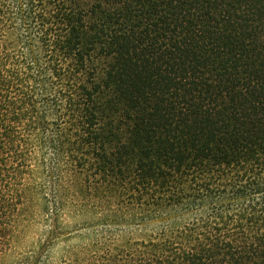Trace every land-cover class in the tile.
I'll list each match as a JSON object with an SVG mask.
<instances>
[{
	"label": "trees",
	"instance_id": "16d2710c",
	"mask_svg": "<svg viewBox=\"0 0 264 264\" xmlns=\"http://www.w3.org/2000/svg\"><path fill=\"white\" fill-rule=\"evenodd\" d=\"M136 219L70 264H264V0H0V264Z\"/></svg>",
	"mask_w": 264,
	"mask_h": 264
},
{
	"label": "rangeland",
	"instance_id": "374dc122",
	"mask_svg": "<svg viewBox=\"0 0 264 264\" xmlns=\"http://www.w3.org/2000/svg\"><path fill=\"white\" fill-rule=\"evenodd\" d=\"M40 226H36L35 230L39 229ZM49 227L47 224H45V235L49 231ZM73 229L76 233H80V236L77 237V239L73 240L72 243H65V241H61V243H57L53 249L52 252L50 253V256L48 257L47 254H45L42 258L39 264H70L69 259L72 253V249L74 251L75 246L78 242V239H81L80 241L85 242L87 241V237L83 238L85 235L89 234L92 232L93 235H95L96 238H107L110 239L112 238L111 235L112 233L116 234V237H119L123 233H133L135 235L140 234L144 230V226L141 222H139L137 219L132 221L130 226H124L121 224H114L112 222H107L105 224H98L96 226H88L85 225L84 223L80 222L77 223L76 225L73 226ZM41 231H38V233ZM88 236V235H87ZM71 251V253H70ZM12 259H14L12 257ZM13 260L10 262L7 261L8 263H12ZM6 263V264H8Z\"/></svg>",
	"mask_w": 264,
	"mask_h": 264
}]
</instances>
